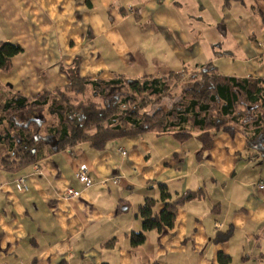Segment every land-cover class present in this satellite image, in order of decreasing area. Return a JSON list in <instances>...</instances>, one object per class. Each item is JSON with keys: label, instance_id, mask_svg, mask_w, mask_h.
<instances>
[{"label": "crops", "instance_id": "crops-1", "mask_svg": "<svg viewBox=\"0 0 264 264\" xmlns=\"http://www.w3.org/2000/svg\"><path fill=\"white\" fill-rule=\"evenodd\" d=\"M252 0H0V42L24 51L0 83L27 97L79 77H164L199 71L264 79V22ZM125 151V154L121 152ZM38 164L40 172L34 166ZM82 164L92 185L76 177ZM26 178L27 189L16 185ZM264 156L240 133L209 148L193 136L139 131L0 170V264H264ZM199 192L172 228L146 232L140 205ZM80 191L65 197L67 189ZM162 208L158 204L156 210ZM217 223L221 226L218 228Z\"/></svg>", "mask_w": 264, "mask_h": 264}, {"label": "trees", "instance_id": "trees-1", "mask_svg": "<svg viewBox=\"0 0 264 264\" xmlns=\"http://www.w3.org/2000/svg\"><path fill=\"white\" fill-rule=\"evenodd\" d=\"M252 7L264 22V0ZM23 51L18 42L1 41L0 70L10 72ZM69 75L65 88L32 97L0 83V170L17 171L86 142L104 149L139 131L171 133L182 142L196 136L203 149L219 132H240L248 148L264 156V79L225 76L213 63L159 78L90 79L75 69ZM159 190V199L147 197L140 205L142 230L131 234L133 245L143 244L149 230L172 228L179 206L199 193L174 197L166 184ZM227 257L220 256L224 264Z\"/></svg>", "mask_w": 264, "mask_h": 264}, {"label": "built area", "instance_id": "built-area-1", "mask_svg": "<svg viewBox=\"0 0 264 264\" xmlns=\"http://www.w3.org/2000/svg\"><path fill=\"white\" fill-rule=\"evenodd\" d=\"M35 170L40 172V167L38 164H35L34 166ZM77 178L79 179L80 182H82L85 186V188H88L91 186V179H90V175H89V168L86 164H82L80 167H79V170L77 172ZM16 185L19 189L21 190H24V189H27V181H26V178L24 177H20L16 180ZM259 187L261 189L264 188V182L263 183H260L259 184ZM80 195V192L79 191H76V190H73V189H68L67 192H66V198H69V197H77ZM221 226L220 223H217V227L219 228Z\"/></svg>", "mask_w": 264, "mask_h": 264}, {"label": "bare ground", "instance_id": "bare-ground-1", "mask_svg": "<svg viewBox=\"0 0 264 264\" xmlns=\"http://www.w3.org/2000/svg\"><path fill=\"white\" fill-rule=\"evenodd\" d=\"M121 152L123 153V154H125V151L123 150V149H121ZM89 175H90V172H89ZM76 177H77V173H76ZM78 179V178H77ZM90 179H91V177H90ZM79 180V179H78ZM80 182V181H79ZM82 183V182H81ZM83 184V183H82ZM84 185V184H83ZM91 185H92V182H91ZM85 187V186H84ZM260 188V187H259ZM70 189V188H69ZM71 189H73V188H71ZM261 189V188H260ZM68 190V189H67ZM73 190H75V189H73ZM77 191V190H76ZM67 192V191H66ZM80 192V191H79ZM80 194H81V192H80ZM65 197H67L66 196V193H65ZM75 197V196H74Z\"/></svg>", "mask_w": 264, "mask_h": 264}, {"label": "rangeland", "instance_id": "rangeland-1", "mask_svg": "<svg viewBox=\"0 0 264 264\" xmlns=\"http://www.w3.org/2000/svg\"><path fill=\"white\" fill-rule=\"evenodd\" d=\"M252 1L255 2V0H252ZM13 68H14V66H13ZM12 70H13V69H12ZM12 70H11V71H12ZM11 71H10V72H11ZM0 72H2V71L0 70ZM10 72H4V73H10ZM7 89H8V88H7ZM166 101H167V104H168L169 101H168V100H166ZM168 107H170V106H167V108H168ZM263 182H264V181H263ZM263 182H260V183H263ZM260 183H259V184H260ZM259 184H258V186H259Z\"/></svg>", "mask_w": 264, "mask_h": 264}]
</instances>
